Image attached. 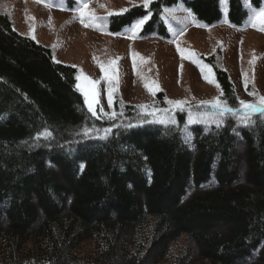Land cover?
<instances>
[{
	"label": "trees",
	"instance_id": "1",
	"mask_svg": "<svg viewBox=\"0 0 264 264\" xmlns=\"http://www.w3.org/2000/svg\"><path fill=\"white\" fill-rule=\"evenodd\" d=\"M242 1L226 0L232 27L246 26ZM178 3L207 28L223 21L221 0H154L111 16L108 31L144 20L139 39L169 41L163 14ZM206 61L235 112L115 104L117 117H96L76 70L0 14V264H264V111L241 113Z\"/></svg>",
	"mask_w": 264,
	"mask_h": 264
},
{
	"label": "rangeland",
	"instance_id": "2",
	"mask_svg": "<svg viewBox=\"0 0 264 264\" xmlns=\"http://www.w3.org/2000/svg\"><path fill=\"white\" fill-rule=\"evenodd\" d=\"M144 3L145 0H0V14L8 17L19 35L51 50L56 62L76 69V85L81 84L89 94L86 101L77 89L88 110L94 89L95 103L90 111L94 115L114 117L116 102L119 107L139 106L144 114L156 113L149 114L152 117L206 109L224 115L222 109L228 107L221 100L213 67L206 61L209 58L226 72L239 102L264 108L260 105L264 98V24L256 21L253 26L254 14L264 9V0L258 10L251 7L249 0H243L249 11L245 29L227 24V7L222 0L224 23L206 29L196 25L181 6L166 10L163 20L170 41L139 40L145 22L122 34L108 32L110 16ZM160 93L163 108L161 101L157 102ZM178 101L183 104L181 108L175 105ZM236 150L242 157L245 147L241 144ZM245 170L241 161L234 186L245 183ZM185 244L184 239L180 240L178 248Z\"/></svg>",
	"mask_w": 264,
	"mask_h": 264
},
{
	"label": "snow or ice",
	"instance_id": "3",
	"mask_svg": "<svg viewBox=\"0 0 264 264\" xmlns=\"http://www.w3.org/2000/svg\"><path fill=\"white\" fill-rule=\"evenodd\" d=\"M150 2H151V0H145L144 7L147 8ZM84 7L87 8V5L85 4ZM124 11H126V10H124ZM81 15L83 16L84 13L82 12ZM93 19H95V18L93 17ZM256 21H260L262 24H264V9H261L259 12L254 14L253 26H255V22ZM144 22H145L144 20H140V21L134 23L133 28L141 27ZM85 26H88V25H85ZM262 30H264V29H262ZM101 70L104 71L103 66H101ZM80 79L81 78L78 76L77 80L79 81ZM205 79H207V77H205ZM76 87H77V89H79L85 95V99H86V101H88V96H89L88 92H85L84 89L82 88L81 84H79V83H77ZM146 87H147V85H146ZM94 103H95V92H94V89H93L92 101L88 102L89 111H93V104ZM109 103L111 105V93L109 94ZM219 103H220V101L217 100V106H219ZM239 103L242 106V108L245 110V116L249 115L251 112H255V111H259L260 110L259 107L255 106L253 104L247 103L245 101H240ZM175 105H176L177 108H181L183 106L182 102H179V101L175 102ZM260 105L264 106V98H261ZM145 111H147V109H145ZM231 111H233L231 108H223L222 109V113L223 112H231ZM148 114H156V113H148ZM109 118H112V117H109ZM154 122L163 123V121H154ZM199 122L200 121H198L196 119H193L191 117V114L189 115V120H188L189 124H195V123H199ZM130 126H137V125H130ZM105 131L106 132L110 131V129H107ZM46 135H50V133H48L46 131L44 133H38L37 139H40V138H42L43 136H46Z\"/></svg>",
	"mask_w": 264,
	"mask_h": 264
}]
</instances>
